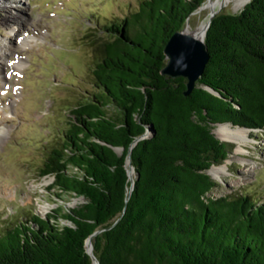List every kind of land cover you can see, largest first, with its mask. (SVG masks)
Listing matches in <instances>:
<instances>
[{
  "label": "trees",
  "instance_id": "16d2710c",
  "mask_svg": "<svg viewBox=\"0 0 264 264\" xmlns=\"http://www.w3.org/2000/svg\"><path fill=\"white\" fill-rule=\"evenodd\" d=\"M205 1L141 0L87 33L96 91L69 109L41 167L85 203L4 229L0 264H93L89 238L99 264H264V199L208 197L209 169L234 148L214 128L264 131V0L212 19L188 96L183 77L161 73L166 42ZM146 130L130 152V191L125 160Z\"/></svg>",
  "mask_w": 264,
  "mask_h": 264
},
{
  "label": "rangeland",
  "instance_id": "374dc122",
  "mask_svg": "<svg viewBox=\"0 0 264 264\" xmlns=\"http://www.w3.org/2000/svg\"><path fill=\"white\" fill-rule=\"evenodd\" d=\"M140 1L0 0V233L15 223H29L31 215L46 217L52 210L85 203L82 196L59 193L51 186L53 177L41 176V167L60 140L69 109L96 91L87 33L127 16ZM243 8L235 10L230 3L219 14ZM211 12L192 14L190 30L199 31ZM240 129L247 131L246 153L233 148L208 197L246 193L260 202L264 131Z\"/></svg>",
  "mask_w": 264,
  "mask_h": 264
},
{
  "label": "water",
  "instance_id": "95a60500",
  "mask_svg": "<svg viewBox=\"0 0 264 264\" xmlns=\"http://www.w3.org/2000/svg\"><path fill=\"white\" fill-rule=\"evenodd\" d=\"M208 1L209 0H206L199 7L198 10L204 8ZM223 6L224 4L219 5V7L216 10L210 13L207 22L205 23V25L201 27L202 36L196 37L186 32V29L189 26L188 23L189 19H187L185 27L181 31L174 32L166 42V45L164 47V54L167 59V63L166 66L162 69L161 73L171 79L183 77L186 80L185 83L186 89L184 91V95L186 96H188L192 92V90L196 87V83L202 76L205 66L209 61L210 55L207 46L205 44L204 37L212 19L220 13V10ZM148 136H149V131L146 130L145 134L134 140V142L129 148L125 160V167L127 168L128 178L131 181L130 191L132 190L134 184V177L133 178L130 177V172L133 171L134 176L137 177V174L135 173L134 168L131 164L130 152L131 149L136 145V143L139 140L143 138H147ZM114 149L118 153L122 151V148H114ZM88 241L90 242V238L86 241V252L92 258L93 264H99L97 258L93 254L91 242H90V248L89 249L87 248Z\"/></svg>",
  "mask_w": 264,
  "mask_h": 264
},
{
  "label": "bare ground",
  "instance_id": "6f19581e",
  "mask_svg": "<svg viewBox=\"0 0 264 264\" xmlns=\"http://www.w3.org/2000/svg\"><path fill=\"white\" fill-rule=\"evenodd\" d=\"M249 0H209L204 8L201 10H208L211 9V11H214L219 5L224 4L228 5L232 3L234 5L235 10L245 6L248 3ZM200 10V11H201ZM186 32L196 36L200 37L202 36V29L199 31H191L189 26L186 29ZM216 136L221 140V141H226L235 144L234 145V151L237 154H244L246 153L245 151V144L248 141L247 140V131L240 129V128H232L229 125H217L216 131H215ZM227 165L224 163L223 165H213L209 169V173L214 179H221V173L225 171ZM130 177H134V172H130ZM87 248H90V242H87Z\"/></svg>",
  "mask_w": 264,
  "mask_h": 264
}]
</instances>
